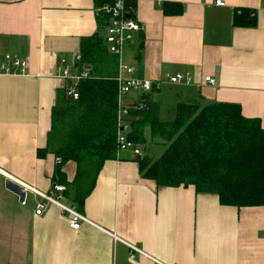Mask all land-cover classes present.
<instances>
[{"label":"crops","instance_id":"obj_1","mask_svg":"<svg viewBox=\"0 0 264 264\" xmlns=\"http://www.w3.org/2000/svg\"><path fill=\"white\" fill-rule=\"evenodd\" d=\"M126 2L143 26L124 53L133 76L193 77L189 86L132 92L129 109L148 101L163 108L183 101L228 103L264 128V0ZM98 8L97 0H0V57L30 60L28 75H0V169L39 193L65 186L63 202L93 223L76 231L57 206L37 215L43 199L34 192L23 204L8 191L11 208L0 199V264H153L145 257L132 261L128 245L165 264H264V207L224 206L217 195L197 194L193 186L159 187L125 151L104 164L79 209L71 185L77 164L68 162L57 176L56 157H38L59 93L70 88L58 75L60 61L74 65L81 40L98 31ZM150 134L148 127L145 138Z\"/></svg>","mask_w":264,"mask_h":264},{"label":"trees","instance_id":"obj_2","mask_svg":"<svg viewBox=\"0 0 264 264\" xmlns=\"http://www.w3.org/2000/svg\"><path fill=\"white\" fill-rule=\"evenodd\" d=\"M114 0H97L99 7ZM98 31L80 44L79 70L88 76L76 87L79 99L59 93L52 110L47 146L38 157H56L57 176L68 162L77 164L71 183L73 202L85 205L104 164L118 158V57L105 43L108 19L98 14ZM130 110L128 138L145 144V129L166 146L157 160L137 157L143 177L159 187H190L215 194L224 206L264 207V128L228 103L178 102L174 108L144 102Z\"/></svg>","mask_w":264,"mask_h":264},{"label":"built area","instance_id":"obj_3","mask_svg":"<svg viewBox=\"0 0 264 264\" xmlns=\"http://www.w3.org/2000/svg\"><path fill=\"white\" fill-rule=\"evenodd\" d=\"M127 0H114L111 3H105L98 8V14L108 19V25L105 28V43L111 54L118 57V95H119V113H118V152L131 151L135 156L142 157V150L134 142L128 138L130 132L129 115L130 110L124 109L121 106V99L132 93H152L159 91L165 85H185L189 86L193 82V77L190 73L176 75H167L165 79L161 80H149L142 79L133 76L135 68L126 64L124 61V53L128 45L135 43L136 39L141 32H143V26L136 19V8L134 6H128ZM219 6H223L222 1H217ZM82 56L78 53L75 56L74 65L71 66L65 59L60 61L58 75L64 80L70 82V88L68 95L74 100L79 99V94L76 89L78 83L82 78L88 76V70L78 69V62L81 61ZM30 68V60L28 58L20 59L10 54H4L0 57V75H28ZM205 82L215 86L216 80L213 77H206ZM143 106H141L142 108ZM0 176L5 181H11L21 186L24 192H34L38 196L42 197L43 202L37 205L36 214L42 215L49 206H57L63 213L70 216L71 227L79 231L83 224L93 225V223L85 217L83 214L77 211L74 206L66 205L64 201V193L67 188L63 185L55 184L49 193H39L31 187L20 185L10 174L0 169ZM25 203V202H24ZM23 203V204H24ZM131 253L130 259L135 261L137 257H145L151 260L153 264H165L162 261L145 254L139 248L128 245Z\"/></svg>","mask_w":264,"mask_h":264},{"label":"rangeland","instance_id":"obj_4","mask_svg":"<svg viewBox=\"0 0 264 264\" xmlns=\"http://www.w3.org/2000/svg\"><path fill=\"white\" fill-rule=\"evenodd\" d=\"M128 48H131V45H128L126 47V50ZM126 50H125V53H126ZM133 95H135V94H133ZM129 104H132V103H128V101L126 100V96L121 99V106L124 109H129V107L126 106V105H129ZM135 106H136V108L138 107L137 104ZM129 110H131V109H129ZM139 148L142 150L143 156H147V157L152 158V159H157V158L161 157L164 154L165 150H166V146L162 145L161 143L156 142L153 139V137L151 136V134L150 135H146V143L145 144H139ZM5 183H6L5 179L2 176H0V199H3L5 204L9 202V208H11L10 199H6L7 195H8L7 194L8 191L6 189ZM1 212H3V211H1Z\"/></svg>","mask_w":264,"mask_h":264},{"label":"water","instance_id":"obj_5","mask_svg":"<svg viewBox=\"0 0 264 264\" xmlns=\"http://www.w3.org/2000/svg\"><path fill=\"white\" fill-rule=\"evenodd\" d=\"M6 189L7 191L13 193L14 195H16L17 197H19V201L21 203H24L26 201V196L27 193L24 192L23 188L21 186H19L18 184L11 182V181H7L5 183Z\"/></svg>","mask_w":264,"mask_h":264}]
</instances>
